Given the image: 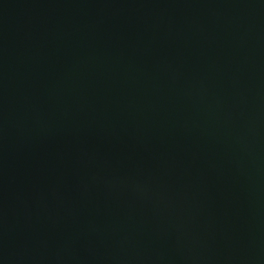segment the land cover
Instances as JSON below:
<instances>
[{
	"label": "water",
	"instance_id": "obj_1",
	"mask_svg": "<svg viewBox=\"0 0 264 264\" xmlns=\"http://www.w3.org/2000/svg\"><path fill=\"white\" fill-rule=\"evenodd\" d=\"M0 264H264V0H0Z\"/></svg>",
	"mask_w": 264,
	"mask_h": 264
}]
</instances>
